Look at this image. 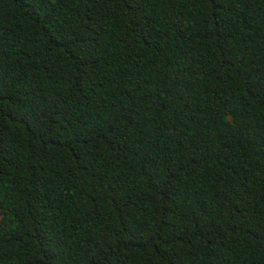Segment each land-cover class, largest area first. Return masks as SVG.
I'll list each match as a JSON object with an SVG mask.
<instances>
[{
	"label": "trees",
	"instance_id": "trees-1",
	"mask_svg": "<svg viewBox=\"0 0 264 264\" xmlns=\"http://www.w3.org/2000/svg\"><path fill=\"white\" fill-rule=\"evenodd\" d=\"M0 264H264V0H0Z\"/></svg>",
	"mask_w": 264,
	"mask_h": 264
}]
</instances>
